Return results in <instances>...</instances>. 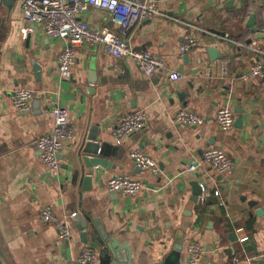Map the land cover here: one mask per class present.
<instances>
[{
    "label": "crops",
    "instance_id": "0c3cea01",
    "mask_svg": "<svg viewBox=\"0 0 264 264\" xmlns=\"http://www.w3.org/2000/svg\"><path fill=\"white\" fill-rule=\"evenodd\" d=\"M22 1L0 0V264H78L86 247L97 252L90 264H102L107 243L133 264H160L172 254L168 264H264V78L251 74L264 61V38L248 25L254 16L253 25L263 28L264 0H158L159 13L126 35L135 49L165 60L155 78L97 43L77 47L72 73L63 78L58 57L69 40L41 25L25 33ZM83 16L94 28L122 34L108 10L91 7ZM189 34L198 44L182 53ZM172 71L184 77L173 79ZM20 87L35 91L27 111L14 102ZM58 105L68 108L75 134L55 171L41 158L37 139L54 129ZM224 105L235 113L230 130L217 121ZM137 109L145 111L146 126L119 142L114 129ZM181 109L204 122H177ZM90 142L101 146L99 154L85 150ZM213 146L227 151L230 171L204 163ZM137 148L156 161L157 171L140 169L130 154ZM85 156L105 164L87 166ZM194 161L198 169L188 171ZM117 175L141 180L144 188L111 191L107 181ZM45 206L68 223L69 238L41 217ZM76 212L91 219L88 241ZM194 247L203 250L197 263Z\"/></svg>",
    "mask_w": 264,
    "mask_h": 264
},
{
    "label": "built area",
    "instance_id": "2783aa9c",
    "mask_svg": "<svg viewBox=\"0 0 264 264\" xmlns=\"http://www.w3.org/2000/svg\"><path fill=\"white\" fill-rule=\"evenodd\" d=\"M91 7L108 10L118 21L119 32L110 27L97 29L92 27L84 18V13ZM23 15L28 22L24 32L30 33L36 25L43 26L46 33L52 37H66L69 45L66 46L58 57L59 72L63 78H69L77 61V47L85 43H97L105 50L118 57H131L149 78H155L165 65V60L150 50H138L128 41L126 35L142 19L150 18L159 13L158 0H23ZM227 39V38H226ZM230 40V39H229ZM232 41V40H231ZM198 44L197 39L189 34L186 42L182 43L181 51L186 52ZM229 66L223 69L228 74ZM251 74L264 78V61L256 62ZM170 77L181 79L184 75L178 71H172ZM34 90L29 87H20L15 91L14 102L19 111L30 109ZM55 127L37 139V147L41 158L47 165L58 171L60 168L59 153L64 143L73 139L74 127L71 125L69 110L63 105H58L54 110ZM175 120L185 124H202L204 118L198 113L181 109L176 113ZM217 121L224 130H230L235 125V113L229 105H224L217 112ZM147 117L141 109L127 113L114 129V136L119 142L146 126ZM140 169L145 172L149 169L158 170L156 161L143 150L137 148L131 153ZM204 163L210 165L220 173H226L233 167V160L227 151L219 146L207 148L203 153ZM197 161L192 162L188 171H195L199 167ZM111 191L127 194L138 193L144 188L141 180L129 176L117 175L107 181ZM204 199V197H203ZM41 217L56 226L60 230V236L69 238L72 235L70 226L66 221L60 220L50 206L41 210ZM193 261L197 263L203 250L194 247ZM97 257V252L86 247L82 250L78 264H90Z\"/></svg>",
    "mask_w": 264,
    "mask_h": 264
},
{
    "label": "water",
    "instance_id": "95a60500",
    "mask_svg": "<svg viewBox=\"0 0 264 264\" xmlns=\"http://www.w3.org/2000/svg\"><path fill=\"white\" fill-rule=\"evenodd\" d=\"M254 16L251 17L250 19V23H248V25H252V31L255 33V37L257 38H264V26L262 29H260L259 26H255L253 25L254 23ZM253 41V38H250L248 40V43H251ZM211 53L214 55L216 53H219V51L217 49H210ZM86 151L89 152H93L95 154H99L101 152V146H98V144H96L95 142H90L87 143V146L85 147ZM83 161L86 163L87 166H94V165H99V164H105L104 159L100 158V157H89V156H85ZM86 181H89V177L86 178ZM196 184V183H195ZM203 187H207V183H203V185H200V191H198L196 193V196H199L202 194L203 191ZM197 198V197H196ZM259 212H261V209L258 210ZM73 218L75 219V221L77 222L79 228L81 229V234L82 237L85 241H88V236H89V226L93 224L90 223L91 219L84 215L82 212H76L73 215ZM90 223V224H89ZM94 233L97 234L96 238L98 241L101 242V245H104L103 241L101 240L100 236L98 235V230H94ZM180 242L177 244V249H182V242L181 239L183 238V236H181V234L178 235ZM95 238V237H94ZM102 258H101V263L102 264H133L131 263V261H121L118 259V255L116 254V252L113 249V244L111 243H107L105 244V247H102ZM171 257L168 256V258H166L162 263L160 264H168L169 261L171 263V259H174V257H176V255L172 254L170 255Z\"/></svg>",
    "mask_w": 264,
    "mask_h": 264
}]
</instances>
